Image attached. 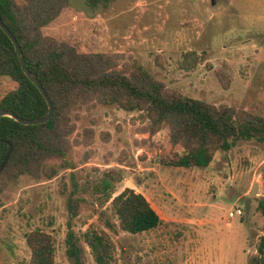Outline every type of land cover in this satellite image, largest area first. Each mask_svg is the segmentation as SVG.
I'll list each match as a JSON object with an SVG mask.
<instances>
[{
    "label": "rangeland",
    "instance_id": "1",
    "mask_svg": "<svg viewBox=\"0 0 264 264\" xmlns=\"http://www.w3.org/2000/svg\"><path fill=\"white\" fill-rule=\"evenodd\" d=\"M43 32L81 52L119 54L121 64L136 61L184 95L264 116V0H112L96 7L69 0ZM192 52L198 62L186 69L182 62ZM14 85L0 77V97ZM72 116L73 138L86 139L92 128V140L50 160L59 171L55 177L23 175L2 193L0 264H28L26 236L35 229L54 236L57 264H71L69 223L78 234L90 226L108 232L112 264H262L263 142L240 140L218 151L207 167H176L164 160L184 149L171 142L168 124L151 136L143 114L116 104L77 105ZM111 169L122 176L113 196L127 187L143 193L163 224L141 234L108 227L107 221L118 226V218L94 186ZM75 183L86 201L70 220ZM88 250V264H97Z\"/></svg>",
    "mask_w": 264,
    "mask_h": 264
},
{
    "label": "trees",
    "instance_id": "2",
    "mask_svg": "<svg viewBox=\"0 0 264 264\" xmlns=\"http://www.w3.org/2000/svg\"><path fill=\"white\" fill-rule=\"evenodd\" d=\"M112 0H88L92 6H108ZM69 5V0H0V17L17 38L27 67L37 74L54 104L50 120L26 125L11 117H0V165L12 142L14 149L0 173L2 193L23 175L35 179L53 178L58 169L50 162L65 158L73 148L92 140L94 130H85L86 139L73 138L77 125L74 108H94L98 104L114 105L127 111H139L149 123L144 127L151 136L170 127L171 142L184 149L164 163L176 167H207L220 150L229 151L240 140L256 139L264 143V116L229 105H216L184 95L156 79L136 61L120 63L114 53H85L69 42L46 35L43 29L54 22ZM198 55L187 53L182 66H196ZM218 76L226 84L224 72ZM0 77L15 85L0 97V110L8 109L24 118H41L49 104L40 89L24 72L15 44L0 27ZM122 176L114 170L104 172L94 188L104 195L118 218V226L107 221L110 229L141 234L156 229L163 219L148 198L127 187L113 196ZM78 183L70 192V220L80 213L86 201L78 195ZM264 211V203L262 205ZM31 250L28 264H57L56 241L51 233L35 229L26 236ZM88 248L97 264H112L114 243L103 229L90 226L78 234L69 223L66 253L71 264H88ZM264 255V235L259 247ZM260 262L264 263L263 257Z\"/></svg>",
    "mask_w": 264,
    "mask_h": 264
},
{
    "label": "water",
    "instance_id": "3",
    "mask_svg": "<svg viewBox=\"0 0 264 264\" xmlns=\"http://www.w3.org/2000/svg\"><path fill=\"white\" fill-rule=\"evenodd\" d=\"M0 27L3 28V30L8 34V36L11 38V40L15 44V48H16V51L18 53V56H19V59H20V62H21V66H22L24 72L29 77V79L40 89V91L42 92V94L44 95V97L46 98V100H47V102L49 104V112H48V114L46 116H44V117H41V118H24V117H20L15 112H13L12 110H8V109L0 110V117H11V118L23 123V124H26V125H36V124L45 123L48 120H50V118L52 117V115L54 113V104H53L52 100L50 99V97H49L46 89L44 88L42 82L38 78L37 74L32 72L27 67L24 53L22 51V48H21L17 38L12 33V31L8 28V26H6V24L4 23V21L2 20L1 17H0ZM6 142L10 145V148H9L7 156L5 157V159L3 160L2 164L0 165V173L4 170L8 160H9V158H10L12 152H13V149H14V146H13L12 142H10V141H6Z\"/></svg>",
    "mask_w": 264,
    "mask_h": 264
},
{
    "label": "built area",
    "instance_id": "4",
    "mask_svg": "<svg viewBox=\"0 0 264 264\" xmlns=\"http://www.w3.org/2000/svg\"><path fill=\"white\" fill-rule=\"evenodd\" d=\"M237 213H238V214H241V210H238ZM234 215H235V212H232V213L230 214V216H232V217H233Z\"/></svg>",
    "mask_w": 264,
    "mask_h": 264
}]
</instances>
